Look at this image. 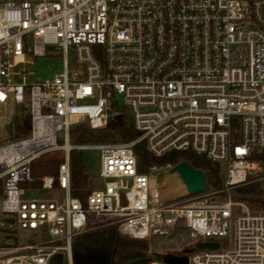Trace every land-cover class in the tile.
Instances as JSON below:
<instances>
[{"label": "built area", "instance_id": "obj_1", "mask_svg": "<svg viewBox=\"0 0 264 264\" xmlns=\"http://www.w3.org/2000/svg\"><path fill=\"white\" fill-rule=\"evenodd\" d=\"M42 60L59 70L27 83L26 66ZM9 100L28 130L17 136L10 122L12 139L0 143V214L35 240L2 247L0 263L61 254L72 264L73 239L109 223L147 242L186 232L218 244L194 246L187 264H264V211L231 194L256 182L264 190V0H0V110ZM122 108L135 140L70 144L72 126L102 129ZM139 143L154 158L203 157L221 186L205 177L202 193L166 197L155 184L178 163L138 172ZM59 150L56 176L31 187L33 166ZM71 150L98 157L84 203L71 196Z\"/></svg>", "mask_w": 264, "mask_h": 264}, {"label": "trees", "instance_id": "obj_2", "mask_svg": "<svg viewBox=\"0 0 264 264\" xmlns=\"http://www.w3.org/2000/svg\"><path fill=\"white\" fill-rule=\"evenodd\" d=\"M14 128L17 136L25 135L28 130L27 116L21 120L15 119ZM69 135L73 144L82 145L107 142L127 143L135 140L139 136V132L134 129L129 113L122 108L117 115L107 119L104 128L92 130L82 125L71 129ZM133 151L137 158V169L140 173H146L153 164L166 165L185 162L194 169L202 170L209 185L215 188L220 185L218 167L203 157L190 153H171L161 158H154L147 152L144 143L136 144ZM59 163L60 161L56 159L41 162L32 168V176L51 175L55 177ZM69 163L71 196L84 203L90 191L86 168L87 161L82 152L71 150ZM39 183V181L34 180L31 185L37 187ZM236 193L242 195L240 200L246 202L249 200L245 196L254 197L250 201L254 203L256 210L264 211V197L261 196L264 194V190L260 189L258 182L239 188ZM146 252V241L119 234L115 225L103 226L80 234L73 239L71 246L72 264H129L143 259Z\"/></svg>", "mask_w": 264, "mask_h": 264}, {"label": "rangeland", "instance_id": "obj_3", "mask_svg": "<svg viewBox=\"0 0 264 264\" xmlns=\"http://www.w3.org/2000/svg\"><path fill=\"white\" fill-rule=\"evenodd\" d=\"M26 67L30 71V76L27 79V83H31V82L36 81V80L45 79L46 77L52 76L54 73L57 72V70H59V67H57V65L53 64L49 60H42V61H39L35 66L27 65ZM14 116H15V106H14V103L11 100H9L7 105L0 110V143H2L6 139V135H7V138L9 140L12 139V136L10 133V127L7 126V124H9L10 122L14 124ZM82 125L89 128L87 123H80V124H76V125L72 126L71 129L78 128L79 126H82ZM69 142L71 145L80 146V145H75L72 143L70 135H69ZM59 143L61 144L62 141L59 140ZM107 143H122V142H107ZM82 145H87V144H82ZM82 153L84 154L85 159L87 161L86 168H87L88 182L90 184V189H93L94 187L98 186V181L96 179V172L99 168L97 153L93 152V151L82 152ZM63 155H64L63 152L59 150V151H55V152L51 153V155L49 157L54 158L56 160H60L63 157ZM47 159H48V157L45 159V161H42L43 160L42 159L41 161L37 162L33 167H35L37 164H39L41 162H46ZM50 160H53V159H50ZM166 175H168V174L163 173L162 176L159 178V181L157 183V186L160 189H162V192L164 189H166V188L161 187L162 182H164V184H166L167 182L172 183V182L167 180ZM40 178L41 177L35 176V177H33V181L34 180L39 181ZM30 186L33 187L32 185H30ZM219 186H221V184ZM245 186H247V185L238 186V187H235L231 190L232 198L234 200L242 201V200H240V198H242L243 196L236 193V190L239 188H243ZM260 189H262L261 184H260ZM163 194H164V192H163ZM183 194H178V192L176 190L174 193V196L175 195L176 196H180V195L182 196ZM261 196L264 197V194ZM31 197H35V198H39V199H47V198L52 197V195L51 194L50 195L49 194H46V195L41 194L40 195V194L36 193V194H32ZM187 198L188 197H185V196L183 197V199H187ZM245 198L249 200L248 204H249L251 211H260V210H256L257 209L256 206L254 205V203H252L250 201V200H253L254 197H251V196L246 197L245 196ZM107 225H113V224L100 223V224H97L95 227L89 229L88 231H92V230H95V229H98L100 227L107 226ZM34 240H35L34 236L29 235L26 232L19 231L9 221L7 216L0 214V249L2 247H7V246H13V247L24 246L28 243H31ZM215 241H219L220 243H222V245H225L227 242V240H224V241L223 240H215ZM146 243H147V251L150 250V251L156 252V253L171 254V255H183L185 250L192 249L197 244L195 241H193V240L191 241L188 238L186 232H177L169 238H156V239L151 240L149 242L146 241Z\"/></svg>", "mask_w": 264, "mask_h": 264}, {"label": "water", "instance_id": "obj_4", "mask_svg": "<svg viewBox=\"0 0 264 264\" xmlns=\"http://www.w3.org/2000/svg\"><path fill=\"white\" fill-rule=\"evenodd\" d=\"M182 181L187 195L193 196L202 193L206 189L205 173L199 169H193L185 162H179L171 171ZM218 244L215 242L197 243L195 248L197 250H216ZM191 250H185L182 256L171 254H161L156 252H146L145 257L140 260L133 261L129 264H147L150 261H163L166 264H187L186 254ZM48 264H63V257L61 254L53 256Z\"/></svg>", "mask_w": 264, "mask_h": 264}, {"label": "bare ground", "instance_id": "obj_5", "mask_svg": "<svg viewBox=\"0 0 264 264\" xmlns=\"http://www.w3.org/2000/svg\"><path fill=\"white\" fill-rule=\"evenodd\" d=\"M167 174H168V175H166L167 180L172 182L173 184L169 183V182H167L166 184H164V182L161 183V187L166 188L163 190L164 195L174 196V193L176 190H177L178 194H183L184 192H186L182 181L176 176V174H174L172 172H167ZM155 185L157 186V184H155ZM0 264H6V263H0Z\"/></svg>", "mask_w": 264, "mask_h": 264}, {"label": "crops", "instance_id": "obj_6", "mask_svg": "<svg viewBox=\"0 0 264 264\" xmlns=\"http://www.w3.org/2000/svg\"><path fill=\"white\" fill-rule=\"evenodd\" d=\"M52 159H54V158H52Z\"/></svg>", "mask_w": 264, "mask_h": 264}]
</instances>
